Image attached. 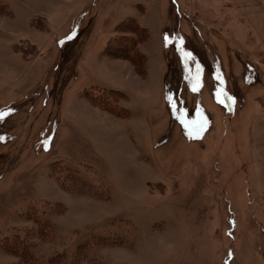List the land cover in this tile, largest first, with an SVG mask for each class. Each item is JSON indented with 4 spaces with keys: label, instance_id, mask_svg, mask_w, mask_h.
Wrapping results in <instances>:
<instances>
[{
    "label": "rangeland",
    "instance_id": "obj_1",
    "mask_svg": "<svg viewBox=\"0 0 264 264\" xmlns=\"http://www.w3.org/2000/svg\"><path fill=\"white\" fill-rule=\"evenodd\" d=\"M0 4V264H264V0Z\"/></svg>",
    "mask_w": 264,
    "mask_h": 264
},
{
    "label": "trees",
    "instance_id": "obj_2",
    "mask_svg": "<svg viewBox=\"0 0 264 264\" xmlns=\"http://www.w3.org/2000/svg\"><path fill=\"white\" fill-rule=\"evenodd\" d=\"M0 8H2L1 4H0ZM132 26H134V24ZM135 30H136V28H135ZM120 45H123V47L126 46L127 48H131V46H129L130 44L128 45L127 43H124V42H123V44H120ZM106 49H108V48H106ZM109 50H111V49H109ZM44 234L47 235L48 232L45 231ZM8 243H10V246H12V247H15V246L17 247L18 251H20V253H21V257H22L21 259L25 260L27 264H70V263H68L69 261H67L63 255L54 256L51 259H48L46 262L41 261L34 254V252L32 251V246L27 242V240H24V242L21 241L20 245L19 244L16 245V243L14 241L13 242L8 241ZM79 248H81V247H79ZM78 255L79 254H77L76 256L78 257ZM72 264H74V262H72Z\"/></svg>",
    "mask_w": 264,
    "mask_h": 264
}]
</instances>
